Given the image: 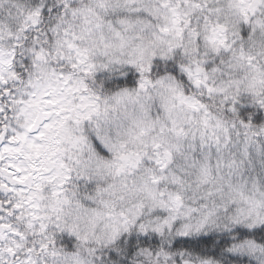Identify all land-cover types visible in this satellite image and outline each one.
Wrapping results in <instances>:
<instances>
[{
	"label": "clouds",
	"instance_id": "clouds-1",
	"mask_svg": "<svg viewBox=\"0 0 264 264\" xmlns=\"http://www.w3.org/2000/svg\"><path fill=\"white\" fill-rule=\"evenodd\" d=\"M0 264H264V0H0Z\"/></svg>",
	"mask_w": 264,
	"mask_h": 264
}]
</instances>
